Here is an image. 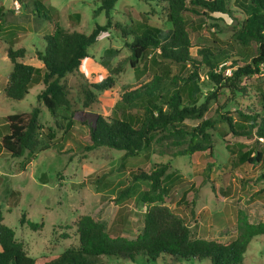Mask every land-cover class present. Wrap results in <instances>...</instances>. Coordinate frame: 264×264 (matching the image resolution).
<instances>
[{
    "label": "rangeland",
    "instance_id": "1",
    "mask_svg": "<svg viewBox=\"0 0 264 264\" xmlns=\"http://www.w3.org/2000/svg\"><path fill=\"white\" fill-rule=\"evenodd\" d=\"M42 1L50 11V19L38 13L35 0H0V6L6 9V32L0 35V124L8 115L31 112L39 107L41 132L55 134L52 141L41 136L36 156L26 167V157L15 159L0 150V217L3 224L16 232L29 255L33 258L58 257L68 249H78L77 222L85 215L105 223L113 236L135 240L144 231L148 204L142 201V196L150 189V183L134 180L133 174L138 170L151 173L163 166H169L165 192L170 200L165 206L191 228L195 238L227 243L239 236L245 223H264V163L241 165L237 162L240 144L253 150H264V141L258 142L255 136H234L224 119V116H232L238 120L239 112L264 114V65L260 66L259 73L242 77L240 87L243 89L234 92L215 85L201 71L199 84L203 93L200 104L207 103L204 119L214 121L213 128L208 129L214 141L213 155L205 152L175 157L173 152L186 146L169 147L166 143L154 144L138 157H126L125 152L108 148L89 151L85 142L89 127L78 120L72 129L64 132L39 101L42 85H33L21 102L5 97L4 90L13 71L7 49L10 46L15 50L27 49L24 62L44 68L37 54L44 50L45 37L54 33L57 23L69 32L89 35L97 27H108L112 21L89 49V57L83 60L78 71L65 78L75 109L89 122L91 115L111 117L124 94V87L137 84L128 47L134 36L125 35L115 25L137 29L146 24L168 30L172 23L156 0H119L109 14L100 11V0ZM230 10V14L205 15L202 20L192 15L186 17L193 22V56H198L205 48L233 54V58L217 70L228 77H232L238 67L251 64L258 54L257 43L245 45L236 39L245 17L235 0H232ZM76 15L80 20L72 18ZM109 48L119 53L110 62V67H106L103 55ZM158 61L171 76L187 78L192 73L189 65ZM151 64L152 61L148 63L149 71L153 72ZM115 70L119 71L118 75H113ZM109 77L115 78V87L97 90L96 85ZM85 91L94 96L89 107H86ZM214 94L219 101L212 99ZM199 121L187 123L195 126ZM163 150H170L169 154H162ZM23 215L34 223L43 224V228L32 231L23 226ZM101 261L104 264L118 262L109 257H102ZM121 263L211 264L210 261L194 260L173 263L168 259L157 263H146L143 259ZM243 264H264V236L253 239Z\"/></svg>",
    "mask_w": 264,
    "mask_h": 264
},
{
    "label": "trees",
    "instance_id": "2",
    "mask_svg": "<svg viewBox=\"0 0 264 264\" xmlns=\"http://www.w3.org/2000/svg\"><path fill=\"white\" fill-rule=\"evenodd\" d=\"M100 2V11L109 14L119 0ZM156 2L167 12L172 23L171 29L163 30L146 24H141L137 29H125L120 24L115 25L125 35L134 36L128 47L137 84L124 87V94L115 105L111 117L91 115L87 122L83 113L75 109L65 78L78 71L83 60L89 57V49L112 25V21H109L108 27H97L89 35L69 32L57 23L54 33L45 37L44 50L37 54L44 68L24 62L27 49L15 50L10 46L7 55L13 71L8 77L5 97L13 102H21L29 95L33 85H42L44 88L39 101L64 132L72 129L78 120L89 127L85 137L89 151L108 148L125 152L126 157H138L154 144L166 143L169 147L186 146L185 149L173 152L175 157L205 152L213 155L214 141L208 129L213 128L214 121L204 119L207 103L200 104L203 93L199 84L200 73L203 71L215 85L234 92L243 89L240 87L242 77L260 72V66L264 65V0H235L238 10L245 17L236 39L245 45L257 43L258 54L251 64L234 70L232 77L218 73L217 70L225 61L232 59L233 54L205 48L198 52V56L192 55L191 35L194 28L193 22L186 18L192 15L202 20L205 15L230 14L232 0ZM44 5V1L35 0L38 13L50 19V11ZM5 16L6 9L0 6V35L6 32ZM72 18L80 20L79 15ZM118 53L112 48L105 50L104 65L110 67V62ZM158 59L182 66L189 65L192 73L187 78L171 76L164 71ZM150 61L153 72L149 71ZM118 73L115 70L113 75ZM115 85V78L109 77L98 83L96 88L106 91ZM84 94L86 107H89L94 96L89 91ZM212 99L219 101L217 95ZM40 114V108L36 107L31 112L8 115L0 124V150L15 159L26 157L24 167L34 160L42 135L49 141L55 138V134L51 132H41ZM238 115V120L232 116H224L231 133L236 137L255 136L258 142L264 141V114L239 112ZM195 120H200L195 126L187 123ZM253 149L240 144L238 164L264 163V150ZM169 151L163 150L162 154L168 155ZM168 169L169 166H163L151 173L138 170L133 174L134 180L150 183V189L142 196V201L148 204L144 231L135 240L120 235L113 236L105 223L85 215L77 222L80 243L78 249H68L58 257L44 255L33 258L25 244L17 239L16 232L3 224V218L0 217V264H104L102 257L117 260L116 264H122L121 261L135 263L140 259L146 263L168 259L173 263L194 260L210 261L211 264H243L253 239L264 236V223H245L239 236L227 243L195 238L191 228L165 206L170 200L165 192ZM262 178L264 179V174ZM1 182L0 178V184ZM196 188L195 186V192L198 191ZM187 195L188 193L184 197ZM21 224L32 231H39L44 226L32 222L26 215H23Z\"/></svg>",
    "mask_w": 264,
    "mask_h": 264
},
{
    "label": "crops",
    "instance_id": "3",
    "mask_svg": "<svg viewBox=\"0 0 264 264\" xmlns=\"http://www.w3.org/2000/svg\"><path fill=\"white\" fill-rule=\"evenodd\" d=\"M2 250V247H1V245H0V251Z\"/></svg>",
    "mask_w": 264,
    "mask_h": 264
}]
</instances>
